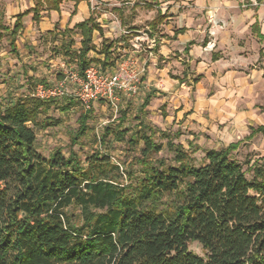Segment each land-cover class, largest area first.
<instances>
[{
  "label": "trees",
  "instance_id": "1",
  "mask_svg": "<svg viewBox=\"0 0 264 264\" xmlns=\"http://www.w3.org/2000/svg\"><path fill=\"white\" fill-rule=\"evenodd\" d=\"M40 1L33 8L35 21ZM44 1L59 10L64 0ZM29 12L17 17L12 36ZM74 30L82 36L80 47L72 50L75 41L69 40L59 53L74 55L83 75L94 62V32L103 37L104 31L92 16L67 29ZM253 31L264 41L258 23ZM111 48L103 43L104 60H97L103 69ZM56 105V98L33 94L5 106L0 99V264H264V163L248 178L231 156L234 143L208 150L206 162L197 166L162 133L173 153L174 163H168L153 157L164 148L155 132L127 136L128 129L118 126L108 127L106 136L133 147L144 143L134 162L139 171L125 170L99 152L85 161L60 149L45 156L34 128L60 123L49 116ZM73 105L69 100L58 107L67 112ZM89 118L80 115L75 141L86 134ZM254 133L264 134V125ZM192 241L204 256L189 249Z\"/></svg>",
  "mask_w": 264,
  "mask_h": 264
},
{
  "label": "rangeland",
  "instance_id": "2",
  "mask_svg": "<svg viewBox=\"0 0 264 264\" xmlns=\"http://www.w3.org/2000/svg\"><path fill=\"white\" fill-rule=\"evenodd\" d=\"M73 1L64 0L59 13L64 10L76 13L78 7ZM86 1L91 16L104 31L103 37L94 32L95 50L90 53L94 59L93 65L103 71H115L131 56L141 67H145V72L136 91L119 92L117 107L106 100H99L87 111L71 93L74 85L70 84V93L59 98L58 105L49 111V116L60 123L46 129L34 128L38 151L45 156L57 149L66 155L75 151L84 161L99 152L110 156L113 162L121 164L125 170L133 166L139 171L138 164L134 162L141 156L144 143L140 140L138 146L133 147L127 142L115 140L112 135L106 136L108 127L118 126L128 129L127 136L137 132L149 135L155 132L153 138L163 143L164 148L153 157L164 158L168 163H174L173 153L168 150L167 137L162 133L169 134L175 143L181 144L189 161L197 166L206 162L208 150L223 149L236 143L238 148L232 151L231 156L247 170V177L252 178L253 167L264 163V134H252L253 128H257L261 122L264 124L263 87L254 91L248 81L241 82L245 67L232 65L228 61L231 57L228 52L218 53L204 48V53L195 62L190 51L172 49L167 58L156 51L160 46L156 45V39L161 41L166 35L170 38L167 33L170 29L165 25H170L172 20L166 22L167 17L178 16L175 13L160 16L159 10L167 8L169 11L175 7L173 11H178L179 7L181 13H198L202 16L210 12V16L212 12H217L213 8L214 4L202 3L199 8L195 0L186 1V5L181 4L182 0ZM2 2L0 0V99L5 106L11 101L34 94L38 84L49 86L62 80L64 70L76 63L74 55H67L64 51L59 53V48L63 43L67 47L68 41L74 40L72 50H78L82 37L78 30L68 32L60 22H54L52 11L55 10L44 0L38 4L40 18L34 23V28L28 29L30 33L24 35L23 27L21 33L12 36L4 29L12 18L5 13ZM37 3L38 0H33V3L23 0L24 8L26 4L30 8ZM241 4L247 7L250 2L248 4L244 0ZM154 20L157 22L156 30L151 36ZM41 21L44 23L40 26ZM103 43L112 44L105 69L101 63H97V60L103 62L105 57ZM216 53L227 59L215 62L212 56ZM69 100L74 105L69 111H62L58 106L67 104ZM180 108L191 109L182 118L178 114ZM85 113L90 115L88 129L84 136L75 141L80 115ZM234 113L241 118L235 119ZM187 115H191L192 119ZM44 117L41 115V119ZM70 213L77 214L78 211L71 209ZM189 249L205 255L198 242H190Z\"/></svg>",
  "mask_w": 264,
  "mask_h": 264
},
{
  "label": "crops",
  "instance_id": "3",
  "mask_svg": "<svg viewBox=\"0 0 264 264\" xmlns=\"http://www.w3.org/2000/svg\"><path fill=\"white\" fill-rule=\"evenodd\" d=\"M186 1L190 0H182L181 4L186 5ZM243 1L244 0H195L194 3L196 7L199 8H201L202 3L208 2L214 4L213 8L215 7L217 12H212L210 15L211 17L208 16L210 12L202 16L198 13H181L179 7L178 11H173L175 7H172L169 11H167V8L164 11L159 10L158 14L160 16L170 15L171 13H175V15L178 16L167 17L166 22L172 20L170 25H165L170 29L167 32L170 38L166 35L161 41L155 40L156 45H160L159 49L156 50L157 53L167 58V55H169L172 49H178L180 52L183 50L190 51L196 59L192 60L196 62L200 59L202 53H204V48H210V51H216L218 53H222L221 51L228 52L229 55H231L228 61L230 60L232 65H244L245 67L242 73L244 77L241 78V82H244V80L248 81L250 87H253L254 91H258L257 88L260 87L264 89V41L259 39L257 34L253 31V25L258 23L260 33L264 35V0H247L248 4L250 2L247 7L241 4ZM31 2L33 3V0H31ZM73 3L78 7L76 13L67 10L61 13H59L58 10L52 11L53 21L60 22L61 26L66 29H74L76 24L91 17L89 4L86 0H81L79 3L75 0ZM167 3L170 5V2L166 1V4ZM2 5L6 8L5 13L12 18V21L7 24L8 26L4 28L6 32L11 34V31L15 27L17 17L20 14H24L26 11L30 12L21 18V27L17 35L23 31V27L25 28L24 35L30 33L28 31L29 28L31 30V28L35 27L34 23H36V21L33 19V8H35L36 5H31L29 8L28 4H26L24 8L23 0H3ZM61 7L63 6L61 5ZM43 23L44 22L41 21L40 26L43 25ZM208 26H210V28ZM48 29L51 30L52 28ZM155 30H151L153 36ZM218 53L212 56L215 62L225 61V59H227L225 56H219ZM190 109L180 108L178 114H181L183 118L185 113L190 111ZM190 116L191 115H187L191 120L192 116ZM239 116L240 115L237 113H234L235 119L241 118V116ZM262 125L264 124L261 122L258 126Z\"/></svg>",
  "mask_w": 264,
  "mask_h": 264
},
{
  "label": "built area",
  "instance_id": "4",
  "mask_svg": "<svg viewBox=\"0 0 264 264\" xmlns=\"http://www.w3.org/2000/svg\"><path fill=\"white\" fill-rule=\"evenodd\" d=\"M145 72L134 57H128L115 71H103L90 65L82 75L77 65L64 70V78L53 85L38 84L33 96L41 99L62 98L70 93L69 86L74 85V94L85 110H90L95 102L106 100L117 107L119 92H131L138 89V83Z\"/></svg>",
  "mask_w": 264,
  "mask_h": 264
}]
</instances>
